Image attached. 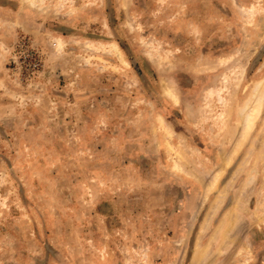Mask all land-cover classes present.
Instances as JSON below:
<instances>
[{
	"label": "rangeland",
	"instance_id": "374dc122",
	"mask_svg": "<svg viewBox=\"0 0 264 264\" xmlns=\"http://www.w3.org/2000/svg\"><path fill=\"white\" fill-rule=\"evenodd\" d=\"M0 264H264V0H0Z\"/></svg>",
	"mask_w": 264,
	"mask_h": 264
},
{
	"label": "bare ground",
	"instance_id": "6f19581e",
	"mask_svg": "<svg viewBox=\"0 0 264 264\" xmlns=\"http://www.w3.org/2000/svg\"><path fill=\"white\" fill-rule=\"evenodd\" d=\"M261 86H262V84L260 82L257 85V87H256V90H255V93H254L253 97H251L249 99V101L247 102V104L245 106L243 117L246 120V123H247L246 126L248 127V129H251L253 127L255 116L257 115L256 112L259 111L260 106H261V98H260V93L262 91V87Z\"/></svg>",
	"mask_w": 264,
	"mask_h": 264
}]
</instances>
